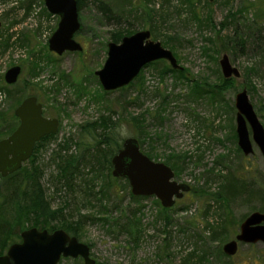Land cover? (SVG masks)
I'll list each match as a JSON object with an SVG mask.
<instances>
[{"label":"rangeland","instance_id":"rangeland-1","mask_svg":"<svg viewBox=\"0 0 264 264\" xmlns=\"http://www.w3.org/2000/svg\"><path fill=\"white\" fill-rule=\"evenodd\" d=\"M100 1L121 25L107 24L94 5L83 3L78 10L80 30L73 37L83 50L58 56L49 52L46 44L59 17L47 12L43 0H0V133L10 123L7 114H13L16 104L27 97L37 99L45 118L59 122L57 133L34 153L35 168L42 171L43 207L56 212L64 208L63 199L70 203L65 214H72L69 219L73 221L78 214L121 219V208L127 209V214L140 210L132 231L120 232L112 224L94 220L83 226L78 241L89 247L90 258L97 264H180L184 251L193 247L184 234H198L206 223L223 228L213 245L202 248L210 252L212 264H264L261 243L240 245L231 258L214 256V248L222 252L250 213L264 212L259 210L264 159L254 144L251 156L244 157L239 150L234 108L235 95L246 90L264 128V0ZM235 28L246 42L216 57L210 42L218 41L219 35H233ZM130 29L135 33L148 30L152 41L172 52L186 79L163 75L170 66L157 61L146 66L131 87L104 92L94 73L103 67L107 45L120 43L113 37L121 39ZM224 54L241 74L226 86L219 68ZM13 66L22 71L17 83L8 86L4 74ZM194 81L220 89L219 102L211 105L206 100H193L190 85ZM159 93L168 99L162 102ZM105 124L115 125L118 139H136L143 154L170 167L174 180L188 185L190 192L166 212L153 197L135 202L129 197L126 181H107L102 152L89 156L94 185L91 197L82 192L83 187L69 194L62 183L51 181L49 176L55 175L63 156L74 153L79 140L91 144V138L101 135ZM90 126L94 132L84 135ZM230 181L246 184L250 204L244 202L245 193L226 201ZM101 188L104 191L98 194ZM165 213L172 221L169 249L163 244ZM120 222L124 224L123 219ZM58 264L84 263L67 258Z\"/></svg>","mask_w":264,"mask_h":264},{"label":"water","instance_id":"water-1","mask_svg":"<svg viewBox=\"0 0 264 264\" xmlns=\"http://www.w3.org/2000/svg\"><path fill=\"white\" fill-rule=\"evenodd\" d=\"M210 2L212 0H209ZM50 15L59 17L56 30L47 40L49 52L61 56L65 52H82V46L74 40L80 30L76 0H43ZM1 28V21H0ZM165 61L173 70H182L171 51L160 42L150 39L148 30L138 31L121 39L120 43L107 45V58L96 71L104 92H113L130 85L139 73L151 63ZM219 68L224 80L239 79V70L232 66L227 55H222ZM21 67L13 66L4 74L8 86L17 83ZM235 131L237 146L244 157L253 154V144L264 159V128L246 90L234 98ZM18 120L15 130L0 140V177L5 178L21 169L32 156L35 145L44 137L58 131L57 119L43 116V107L35 97H27L14 110ZM111 176L128 182L134 197H153L161 208L171 209L182 199L190 187L177 183L170 167L149 159L134 138L125 139L111 159ZM264 245V212L250 213L240 224L237 236L222 247L227 257L236 255L240 245ZM81 259L84 264H95L87 245L71 237L63 230L49 233L36 228L20 234V242L10 245L0 256V264H58L62 259Z\"/></svg>","mask_w":264,"mask_h":264},{"label":"trees","instance_id":"trees-1","mask_svg":"<svg viewBox=\"0 0 264 264\" xmlns=\"http://www.w3.org/2000/svg\"><path fill=\"white\" fill-rule=\"evenodd\" d=\"M248 1V0H246ZM78 10H80L81 5L83 3L92 4L96 7L97 11L101 14L107 24H112L115 26H120L121 23L117 16L113 15L111 9L102 3L100 0H76ZM49 17V16H48ZM208 23H210V18H208ZM145 24V23H144ZM146 25V24H145ZM223 29L225 25L223 23L220 24ZM151 27V26H149ZM125 33V34H124ZM135 32L133 30H127L123 32L124 35H132ZM120 36V34H119ZM121 38V39H122ZM218 41L210 42V50L217 57L221 52H231V46H240V42L245 41L246 39L238 32V30L234 29V34L231 36L222 37L219 35L217 37ZM114 41L120 42V38L113 37ZM219 43V44H218ZM8 47V45H7ZM235 49V48H233ZM38 62H36L37 64ZM155 63V62H154ZM151 63L150 65H152ZM176 74L179 79H186L183 70H173L171 67H165L163 71V75L165 74ZM229 80H224V85L229 84ZM131 87V84L125 88ZM122 88L121 90L125 89ZM190 91L193 94V100H206L209 104H216L219 102L218 96L220 89L217 87L210 88V86L203 85L199 82H192L190 85ZM159 96L163 101L168 99L167 96H164L159 93ZM21 103L16 104V107ZM211 104V105H212ZM10 123L5 130V132L0 133V140L9 136L17 127L18 120L14 117V113L7 114ZM2 117V116H1ZM4 122V121H3ZM103 132L101 135H96L91 138L92 142L82 143V141H78L75 144V152L72 154H68L63 156L59 165L56 169L55 175H50L49 178L51 181H55L57 185H60L64 188V191L71 194L74 193L73 190L75 188L82 189L83 193H87L88 197H91L92 191L94 190L93 180L90 175L91 172L89 167H93L90 162L89 156L93 154H98L102 152V161L103 166L107 167L106 170V179L110 180L114 183H119V180L126 181L123 179H114L111 176V159L121 148L123 140L118 139L116 133L115 125L109 126L108 124L102 125ZM93 127H88L84 130V135L93 133ZM54 135H49L42 138L36 145L33 151L31 158L22 165L21 169L17 172L5 177H0V187H2L0 191V256L4 255L10 245L14 243L20 242V234L21 232L30 229L36 228L38 230H46L49 233H52L56 230H63L71 237H76L78 239L83 226L86 225L89 221H103V223L112 224V227H116L114 229L118 231H122V229L126 231H132L134 220H138L137 214L140 213V210L137 208L135 210H130L129 214L126 213V210L120 209L122 212V218L124 224H121V219L119 217H108V219H97L94 216H83L78 214L75 220L69 219V217H73L72 214H65L70 203L62 199V203L64 204V208L57 210L56 212H49L43 207L44 200L41 198L43 188L40 185V177L42 176V171L38 168H35L36 162L34 158V153L36 152L38 146L43 142ZM104 146V149H100ZM31 167V170L28 168ZM78 181V182H77ZM128 184V182L126 181ZM56 188V187H54ZM111 185H108V190H111ZM56 190H61L59 186ZM103 189L101 188L98 191V194L103 193ZM226 201L231 198H236L239 195L238 193L246 194V198L244 199L245 203H251L249 197L251 198V194L248 195V191L246 188V184L241 182L240 185L234 184L233 181H230L226 187ZM3 192V194H2ZM116 194V193H115ZM259 194V193H258ZM132 200L137 202L138 200H143L146 197H134L130 194L129 196ZM260 199H262L259 210L264 211V192L260 191ZM90 198L87 199L89 202ZM121 202L120 200H118ZM228 202V201H227ZM163 209V208H162ZM172 209V208H171ZM171 209H163V212L170 211ZM164 229L163 233L165 234L164 245L170 247L172 242V235L169 232V229L172 228V221L170 217L165 213L164 218ZM106 224V226H108ZM169 228V229H168ZM137 230V228H135ZM222 227H213L208 225L207 223L202 228L201 232L184 234L185 239L190 240L193 244V247H190L186 251H184L183 255H181L180 264H212L207 253L202 248H209V245H213L216 242V236L220 235V231ZM127 234V233H126ZM191 234V235H190ZM200 234V235H199ZM222 234V233H221ZM204 236V238L202 236ZM206 240V243H205ZM209 243V244H208ZM198 244V245H197ZM201 244L202 246H200ZM208 244V245H206ZM216 253L214 256L218 259H227L231 257L225 256L218 247L214 248ZM211 255V254H210ZM167 258H170V254L167 255ZM263 262V261H262ZM264 263V262H263ZM97 264V263H95Z\"/></svg>","mask_w":264,"mask_h":264},{"label":"flooded vegetation","instance_id":"flooded-vegetation-1","mask_svg":"<svg viewBox=\"0 0 264 264\" xmlns=\"http://www.w3.org/2000/svg\"><path fill=\"white\" fill-rule=\"evenodd\" d=\"M189 192H190V191H189ZM189 192H188V193H189Z\"/></svg>","mask_w":264,"mask_h":264}]
</instances>
